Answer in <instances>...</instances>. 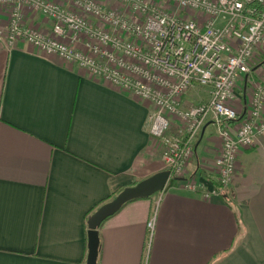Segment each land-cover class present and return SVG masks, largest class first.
I'll return each mask as SVG.
<instances>
[{
    "label": "crops",
    "instance_id": "crops-1",
    "mask_svg": "<svg viewBox=\"0 0 264 264\" xmlns=\"http://www.w3.org/2000/svg\"><path fill=\"white\" fill-rule=\"evenodd\" d=\"M100 1L128 12L116 0ZM9 10L2 9L3 25ZM22 10L28 26L52 33L48 18ZM263 77L258 53L237 83L234 125ZM210 98V88L195 86L183 102ZM153 108L27 41L0 43V264H87L90 216L167 169L164 145L149 132ZM194 146L189 178L205 189L188 190L171 177L163 191L127 202L99 228L98 264H264V135L240 152L227 186L217 176L222 141L214 116Z\"/></svg>",
    "mask_w": 264,
    "mask_h": 264
},
{
    "label": "built area",
    "instance_id": "built-area-1",
    "mask_svg": "<svg viewBox=\"0 0 264 264\" xmlns=\"http://www.w3.org/2000/svg\"><path fill=\"white\" fill-rule=\"evenodd\" d=\"M116 1L129 13L100 0H0V43L12 48L27 41L152 103L149 132L162 141L171 176L188 190L205 189L189 178L188 164L195 138L214 116L222 141L218 181L229 185L240 152L264 135V77L254 83L246 116L236 125L239 112L232 105L239 79L264 53V0H163L174 10L162 7V0ZM5 6L10 10L3 25ZM23 6L48 18L52 33L28 26ZM195 86L210 88L211 98L185 106L184 96ZM155 225L156 210L147 223L150 238Z\"/></svg>",
    "mask_w": 264,
    "mask_h": 264
},
{
    "label": "water",
    "instance_id": "water-1",
    "mask_svg": "<svg viewBox=\"0 0 264 264\" xmlns=\"http://www.w3.org/2000/svg\"><path fill=\"white\" fill-rule=\"evenodd\" d=\"M171 177V171L166 169L139 181L133 186L125 187L90 216L88 219L87 264H98L100 252L99 228L104 221L118 212L127 202L138 198H148L163 191Z\"/></svg>",
    "mask_w": 264,
    "mask_h": 264
},
{
    "label": "rangeland",
    "instance_id": "rangeland-1",
    "mask_svg": "<svg viewBox=\"0 0 264 264\" xmlns=\"http://www.w3.org/2000/svg\"><path fill=\"white\" fill-rule=\"evenodd\" d=\"M161 6H162V7H165V8H166V7L169 8V5H168L165 1H163V0H162V2H161ZM169 9H170V8H169ZM189 92H190V91H189ZM189 92H188V93H189ZM170 180H171V179H170Z\"/></svg>",
    "mask_w": 264,
    "mask_h": 264
},
{
    "label": "trees",
    "instance_id": "trees-1",
    "mask_svg": "<svg viewBox=\"0 0 264 264\" xmlns=\"http://www.w3.org/2000/svg\"><path fill=\"white\" fill-rule=\"evenodd\" d=\"M172 178H173V179H177V177H175V176H173Z\"/></svg>",
    "mask_w": 264,
    "mask_h": 264
}]
</instances>
